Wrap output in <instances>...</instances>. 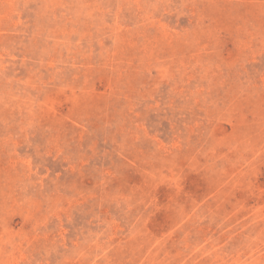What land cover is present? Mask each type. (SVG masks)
Here are the masks:
<instances>
[{"label": "rangeland", "instance_id": "1", "mask_svg": "<svg viewBox=\"0 0 264 264\" xmlns=\"http://www.w3.org/2000/svg\"><path fill=\"white\" fill-rule=\"evenodd\" d=\"M0 264H264V0H0Z\"/></svg>", "mask_w": 264, "mask_h": 264}]
</instances>
